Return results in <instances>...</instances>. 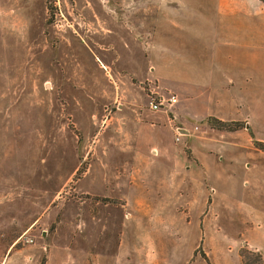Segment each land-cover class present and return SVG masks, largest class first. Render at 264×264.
Wrapping results in <instances>:
<instances>
[{"label": "rangeland", "instance_id": "374dc122", "mask_svg": "<svg viewBox=\"0 0 264 264\" xmlns=\"http://www.w3.org/2000/svg\"><path fill=\"white\" fill-rule=\"evenodd\" d=\"M133 7L132 0H0V264L35 248L46 264L44 235L88 254L79 264H95L96 255L99 264H263L245 232L262 226L264 151L256 142L264 145V114L228 122L229 130L213 128L211 118L170 124L173 146L194 167L193 152L210 151L197 126L239 133L232 153L250 160L239 166L245 178L234 181L246 199L230 192L232 178L220 184L197 171L174 178L170 192L151 161H131L150 155L134 132L140 112H151L148 93L158 99L145 59L108 45L109 15ZM185 134L198 146L183 143ZM183 165L173 169L185 173Z\"/></svg>", "mask_w": 264, "mask_h": 264}, {"label": "crops", "instance_id": "0c3cea01", "mask_svg": "<svg viewBox=\"0 0 264 264\" xmlns=\"http://www.w3.org/2000/svg\"><path fill=\"white\" fill-rule=\"evenodd\" d=\"M132 1L134 7L128 13L123 15L114 12L116 16L109 15L113 20H110L108 37L114 36L112 40L109 39L108 45L123 56L128 53L124 55L120 50L136 51L149 67L146 80L154 90L151 92L158 97H176L177 103L169 109L151 112L145 109L140 112V121L134 132L137 139L135 143L148 147L150 155H135L131 161H151L160 184L170 192L174 178L188 179L197 171L198 175L206 177L208 174L211 178L218 177L220 181L232 178L230 192H235L239 200L246 199V191L242 188L237 190L234 181L245 178L246 175L239 172V166L247 167L246 161L250 160L247 154L232 153V149H237L234 138L239 133L212 130L207 122L197 126L199 129L195 132L201 134L199 137L206 134L204 140L210 151L193 150L194 167L187 165L190 161L180 148L176 150L173 146L174 133L170 124L195 125L209 118L223 122H247L254 114H264V2ZM142 2L148 3L146 9ZM132 34L136 35V45L130 37ZM137 37L142 39L138 40ZM150 97L148 93L149 101ZM240 135L243 140H247L250 133L242 131ZM188 136L185 134L181 138L182 142L198 146V139H189ZM243 145L248 146V141L241 143ZM220 150L223 154L217 158L215 155ZM180 162H184L185 173L180 172V166L173 169ZM225 162H228L227 166ZM261 209L264 210V207ZM261 216L262 226H253L245 233L246 241L260 252L264 260V213ZM54 237L44 235L46 264H79L87 258L88 254L84 251L73 252L59 244V239L56 241ZM36 250H33L34 254ZM24 251L14 253L8 264H39L43 252L41 249L39 256L27 255ZM96 257L100 255L92 257L95 264H99L100 260ZM77 259L82 261L78 262Z\"/></svg>", "mask_w": 264, "mask_h": 264}, {"label": "built area", "instance_id": "2783aa9c", "mask_svg": "<svg viewBox=\"0 0 264 264\" xmlns=\"http://www.w3.org/2000/svg\"><path fill=\"white\" fill-rule=\"evenodd\" d=\"M177 103L176 97H170V98H163L158 97L152 98L149 102V107L152 111H158L161 110L163 107L172 106Z\"/></svg>", "mask_w": 264, "mask_h": 264}, {"label": "trees", "instance_id": "16d2710c", "mask_svg": "<svg viewBox=\"0 0 264 264\" xmlns=\"http://www.w3.org/2000/svg\"><path fill=\"white\" fill-rule=\"evenodd\" d=\"M262 1L264 2V0H262ZM210 120H211L210 121L211 122L210 125L213 128H215V129H218V130H222V129L229 130V128H230L229 125H228V122L219 121V120H217L215 118H211ZM236 125L238 126V124H236ZM256 144H257V146H259L260 149H262L264 151V145L263 144L258 143V142H256ZM262 262H263V260H262ZM263 264H264V262H263Z\"/></svg>", "mask_w": 264, "mask_h": 264}]
</instances>
